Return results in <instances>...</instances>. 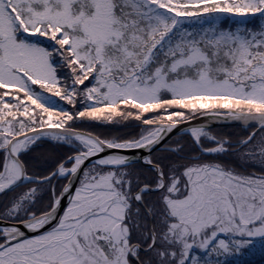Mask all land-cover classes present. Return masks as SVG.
<instances>
[{"label":"snow or ice","instance_id":"snow-or-ice-1","mask_svg":"<svg viewBox=\"0 0 264 264\" xmlns=\"http://www.w3.org/2000/svg\"><path fill=\"white\" fill-rule=\"evenodd\" d=\"M0 264H264V0H0Z\"/></svg>","mask_w":264,"mask_h":264}]
</instances>
